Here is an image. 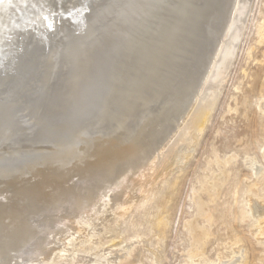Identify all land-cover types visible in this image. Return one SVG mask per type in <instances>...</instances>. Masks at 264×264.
Wrapping results in <instances>:
<instances>
[{
    "label": "bare ground",
    "instance_id": "bare-ground-1",
    "mask_svg": "<svg viewBox=\"0 0 264 264\" xmlns=\"http://www.w3.org/2000/svg\"><path fill=\"white\" fill-rule=\"evenodd\" d=\"M242 1L244 0H3L0 3V184L5 185L1 182L4 179L11 178L14 181V178H22L17 173L23 172L21 174L26 175L30 168L39 164L49 163L58 167L65 165L60 169L70 170L74 167L73 162L78 161L76 164H80L85 161L95 146H104L109 137L117 136V140L121 139L119 144L113 148L104 146L99 154V161L87 169L65 176L55 169L56 173L46 174L42 178L58 181L73 174L72 178L85 179L87 183L86 178L92 176L89 173L92 167L97 168L106 157L111 159L115 155V159L119 152L125 154V162H120L122 167L120 164L117 169L112 168L111 175L107 173L108 175L101 176L98 180L99 199L93 196L95 188L85 198V208H102V202L108 193H116L120 187L126 189L131 182L137 180L135 175L140 176L146 171L159 154L164 139L168 140L169 134L174 130L170 126L172 121L168 122V118L167 124L165 121L161 125L158 122L159 112L167 103L165 96H169L168 99L172 97L169 89L177 84L184 88L188 82H193L194 85L192 83L187 86L189 90L194 86V96L191 95L193 91L188 94L187 89L178 99L170 100L182 101V96L186 94L189 97L185 101L186 106L193 98H200L179 141L157 167L165 170L173 166L179 159L181 149L197 141L198 134L204 129L217 101V77L228 68L233 59L239 32L235 26L234 29L232 27L225 47L224 43L218 46L212 41L227 27L233 3V18L229 25L233 26L238 20L237 8ZM213 44L216 47L212 50ZM212 60L209 84L202 90V96L201 88L197 86L200 82L198 79L201 75H206ZM196 86L200 88L199 91ZM185 106L178 109L180 113L185 111ZM149 110L157 112L154 125L147 118ZM171 120L174 123V119ZM178 122L176 117L175 126ZM158 126L159 133L154 131ZM133 127L141 131L143 138L134 150L124 152V147L129 145L127 142ZM28 132L30 133L26 134ZM124 134V139H127L123 142ZM134 135L131 141L134 140ZM158 137L162 139L156 143ZM27 139L34 145L26 147L15 144L16 141L25 142ZM98 139L103 141L97 143ZM38 143L46 145L36 146ZM188 149L191 150L190 147ZM63 185L57 184V192L63 189L58 192V199L65 196L69 200L62 204L57 199L58 206L63 207L55 208L61 211L68 206L71 207L70 213L75 212L81 203L78 195H75L79 191L74 188L72 191L71 187ZM9 187L11 186H5ZM117 197L118 195H114V198ZM60 217L56 220L44 219L46 222L43 221L42 226H52L48 227L49 233L44 237L40 234L45 229L37 232L31 228L24 235L25 242L22 245H28L30 241H34L35 245L41 244L40 254L45 256L41 264H51L45 262L49 261L57 249H45L48 237L53 239L49 244L60 242L67 232V228H63L64 220ZM78 218L79 215L75 217L74 225ZM35 222L33 221L34 224ZM54 222L57 224H52ZM59 222L61 224L58 226ZM165 222L160 215L154 223L156 230L162 231L166 227ZM72 229L75 230L76 227ZM197 233L198 237L204 235L201 230ZM10 245L13 247V244ZM145 249L146 246L142 243L130 264L142 260ZM1 251L0 249V257ZM35 256L31 254L29 257L35 260L40 257Z\"/></svg>",
    "mask_w": 264,
    "mask_h": 264
},
{
    "label": "rangeland",
    "instance_id": "rangeland-1",
    "mask_svg": "<svg viewBox=\"0 0 264 264\" xmlns=\"http://www.w3.org/2000/svg\"><path fill=\"white\" fill-rule=\"evenodd\" d=\"M233 5L227 27L225 26L212 42L220 46L224 43L225 47V42H229L232 27L234 29L235 26L239 32L237 48L228 68L221 71L217 77L219 96L204 129L198 134L197 141L181 149L178 161L169 169L163 170L157 167L162 158L179 141L181 132L200 101V98H193V101L185 106V101L189 100L186 94L181 98L182 101L184 100L183 104L182 101H170L173 98L178 99L187 89L189 90L187 85L193 82H188L184 88L177 84L169 89L172 97L168 99L169 96H165L164 100L167 99V103L158 117L160 125L164 121L165 124L167 120L172 121L170 126H173L174 130L169 134L168 140L164 139L161 150L148 166L149 169L147 167L140 176L135 175L137 180L131 182L132 185L129 184L126 189L120 187L118 192L108 193L105 201L102 202V205L104 204L102 208H85V198L94 191L93 188L96 189L93 196L95 199L99 197L98 180L101 176L111 175L112 168L117 169L120 162L126 159L125 154L119 152L115 159H113L115 155L111 159L106 157L97 168L92 167L89 172L92 176L86 178L87 183L85 179L72 178L73 174L65 177V180L59 178L71 172L79 173L99 161L101 158L99 154L104 146L113 148L119 144L121 139L117 140V136L109 137L104 146H95L82 163L76 164L78 161L73 162V159L71 163L73 162L74 167L70 170L60 169L65 165L58 167L49 163L39 164L35 168H30L26 175L21 174L23 172L17 173L23 176L20 179L1 180L5 185L0 184V249L2 250L0 264H9V262L23 264V261L24 264H41L42 258L45 257L40 254L41 244L35 245L34 241L32 243L30 241L28 245H22L25 242L24 235L31 228L37 232L45 229L44 233L40 234L44 237L49 233L48 227L52 228V226L43 225V228V221L56 220L58 216L64 220L62 224L64 229L67 228V232L60 242L49 244L53 239L48 237V246L45 249L55 247L57 249L51 260L45 263L130 264L143 243L146 246L142 253L143 258L135 264H264V0L242 1L237 8L238 20L233 26L230 24L231 28H229L233 18ZM212 63L213 60L206 75H201L198 79L200 82L197 86L201 89L196 87L197 91L200 89L202 96V90L209 84ZM193 89L194 86L190 87L191 91L189 90L188 94ZM194 94L196 92L193 91L191 95ZM184 97L187 99H183ZM183 105L186 109L180 113L178 109H183ZM170 106L172 107L168 109ZM156 109L157 107L154 111ZM154 111H148L147 118L151 124L157 119H155L157 112ZM165 111L167 114H163L166 113ZM176 117L179 119L177 126H175ZM171 119H174V123ZM158 128L159 126L154 129L157 133H159ZM130 134L127 142L129 145L124 147V152L134 150L143 138L141 131L136 127L132 128ZM133 135L134 140L131 141ZM124 137L125 134L123 138L121 137L123 142L127 139ZM160 139L162 138L158 137V140L155 138L154 141L157 140L158 143ZM129 140L132 142L131 145ZM19 141L15 144L26 147L34 145L28 139L25 142ZM102 141L96 140L97 143ZM45 145L36 144L40 147ZM189 147L192 151L188 149ZM68 163L70 164L67 161ZM55 169L61 174L58 181L42 179L46 174L56 173ZM28 170L26 169V172ZM57 184H64L71 187L72 191L73 188L79 191L75 195H78L81 203L75 212L70 213L71 207L68 206L61 211L58 210L63 207L58 206V200L59 203L65 204L69 198L63 196L65 200L63 197L58 199V192L63 189L57 192ZM6 185L11 187L5 188ZM114 195L118 197L114 198ZM61 199L63 201H60ZM77 203L76 200L75 204ZM55 206H58V209ZM77 215L79 218L74 225ZM160 215L166 221V227L162 231L156 230L154 224ZM33 221H36V225ZM60 224L59 222L58 226ZM197 230H201L204 235L198 237ZM10 244H13V247ZM18 244L22 245L21 248ZM31 254L40 257L35 260L29 257ZM29 259L31 260L28 261Z\"/></svg>",
    "mask_w": 264,
    "mask_h": 264
},
{
    "label": "snow or ice",
    "instance_id": "snow-or-ice-1",
    "mask_svg": "<svg viewBox=\"0 0 264 264\" xmlns=\"http://www.w3.org/2000/svg\"><path fill=\"white\" fill-rule=\"evenodd\" d=\"M3 2V0H0V3H2ZM22 2H24V0H22Z\"/></svg>",
    "mask_w": 264,
    "mask_h": 264
}]
</instances>
